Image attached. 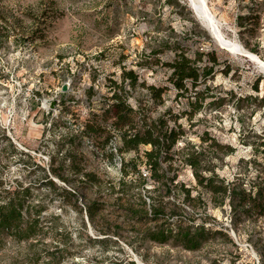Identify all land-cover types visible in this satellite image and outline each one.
Instances as JSON below:
<instances>
[{"label":"rangeland","instance_id":"obj_1","mask_svg":"<svg viewBox=\"0 0 264 264\" xmlns=\"http://www.w3.org/2000/svg\"><path fill=\"white\" fill-rule=\"evenodd\" d=\"M179 1L185 8L167 5L166 0H0L3 180L39 181L51 157L57 163L65 150L72 149L83 156L88 170L117 185L122 156L115 151V138L104 148L96 146L82 138L83 125L92 113H100L104 97L110 96L106 78L119 82L123 67L136 72L139 84L166 88L161 102L154 103L142 85L133 89L126 85L128 103L133 108L140 105L142 113L151 119L166 110L172 115L186 110L188 99L176 96L167 81L169 69L164 65L175 55L167 44L176 42L189 58L203 53L213 56L217 62L214 72L197 90L207 86L208 94L214 95L206 103L222 101L218 108L204 105L191 121L179 118L186 138L199 147V136L207 132L222 146V152L227 147L233 150L228 154L221 152V160H213L220 178L242 183L247 189L252 183L264 186V106L259 105L264 94V74L243 56L222 47L195 17L188 1ZM207 5L224 40L242 46L264 61V0H207ZM188 16L194 24L186 19ZM239 17L246 18L242 25L238 24ZM9 143L17 153L9 152ZM148 149L149 146L141 147L140 155ZM136 155L130 152L123 157L128 160ZM20 160H27L29 167L23 168ZM31 169L35 171L29 175ZM140 171L147 174L144 166ZM169 176H176L175 183L195 185L187 166L172 164ZM153 186L149 180L145 188ZM38 192L51 198L48 212L61 214L63 224L75 230L76 214L65 212L45 188ZM84 196L95 197L89 191ZM115 197L104 194L101 199L106 203L104 214L115 225V236L108 235L111 242L104 248H90L89 255L116 264L129 260L135 264H260L248 239L252 230H264V222L233 226L228 204L219 208L208 202L206 225L222 229L229 239L218 238L198 251L187 252L144 240L143 231L153 222L136 223L125 217L116 209ZM131 199L137 203L135 195ZM168 199L172 201L173 197L165 198ZM200 221L198 217L196 222ZM87 232L93 237H105L90 225ZM24 252L25 245L8 242L0 249V264H22Z\"/></svg>","mask_w":264,"mask_h":264},{"label":"trees","instance_id":"obj_2","mask_svg":"<svg viewBox=\"0 0 264 264\" xmlns=\"http://www.w3.org/2000/svg\"><path fill=\"white\" fill-rule=\"evenodd\" d=\"M166 4L185 8L179 0H166ZM186 19L195 23L190 16ZM245 19L239 17L238 24L242 25L241 21ZM167 48L175 52L173 60L164 64L169 69L167 81L176 96L188 99L187 109L180 115H172L166 110L156 119L148 118L140 105L136 109L128 103L126 85L132 89L142 85L135 71L121 68L119 82L106 78L110 96L104 97L100 113H92L84 123L81 136L101 148L115 138V151L122 156L117 185L88 170L83 156L72 149L65 150L57 163L51 157L47 169H42L44 174L39 181L23 178L6 182L0 174V249L8 242L25 245L22 264H116L110 259L88 254L90 248H104L110 243L108 235L115 236V225L104 214L106 203L101 201L104 194L116 195V209L130 220L153 222L143 231L144 240L187 252L198 251L218 238L229 239L222 229L206 225L208 202L219 208L228 204L233 226L242 222L255 225L264 222V186L252 183L247 189L242 183L220 178L215 173L213 160H221L222 146L203 132L198 147L186 138L184 129L178 124L181 117L191 121L204 105L214 108L222 105L220 100L206 103L208 98L214 97L208 94L207 86L204 90H197L214 72L216 60L210 53L189 58L179 50L176 42L168 43ZM202 56L206 57L204 62ZM200 61L202 64L198 63ZM142 86L148 90L154 103L161 102L166 88ZM89 89L93 90L92 87ZM259 105L264 106V94ZM169 121H173L172 125ZM70 140L73 143L74 135ZM145 146L149 149L140 155V148ZM8 147L10 153H17L11 143ZM224 149L223 154L233 151L229 147ZM130 152L137 155L126 160L123 155ZM20 161L23 168L29 167L27 160ZM174 163L191 169L195 185L175 183L176 176H169ZM33 165L35 169L39 168L37 164L30 166ZM141 166L146 168L147 174L140 171ZM149 180L154 185L152 189L145 188ZM40 188L48 190L65 212L76 214L78 225L75 230L63 224L61 214L48 212L51 198L41 195ZM193 190L197 191L196 195L192 194ZM87 191L95 197L86 198L84 193ZM203 194L207 196L206 200ZM131 195L136 196L137 203L132 202ZM170 196L172 201L165 200ZM198 217H201L200 222H196ZM88 225L105 237L88 234ZM259 228L250 232L248 240L258 254L260 264H264V230ZM46 238L50 239L49 242H45ZM125 264L135 262L129 260Z\"/></svg>","mask_w":264,"mask_h":264},{"label":"bare ground","instance_id":"obj_3","mask_svg":"<svg viewBox=\"0 0 264 264\" xmlns=\"http://www.w3.org/2000/svg\"><path fill=\"white\" fill-rule=\"evenodd\" d=\"M191 2L196 8V12L200 17L199 19L201 22L207 27L209 31H211L213 36L219 41L222 47L243 56L249 62L256 65L258 69L264 74V61L259 59L257 55L251 53L242 46L236 43L228 42L222 38L218 26L216 25L215 18L207 5V0H191Z\"/></svg>","mask_w":264,"mask_h":264},{"label":"water","instance_id":"obj_4","mask_svg":"<svg viewBox=\"0 0 264 264\" xmlns=\"http://www.w3.org/2000/svg\"><path fill=\"white\" fill-rule=\"evenodd\" d=\"M188 1V6L190 7V9L192 10V12L194 13V15H195V17L198 19V20H200L199 18V15L197 14V12H196V8L193 6V3L191 2V0H187ZM200 23L202 24V22L200 21ZM202 26L203 27H206L204 24H202ZM213 35V34H212ZM214 37V36H213ZM214 39H216L215 37H214ZM216 41H218L217 39H216ZM63 90L65 91V87L63 88Z\"/></svg>","mask_w":264,"mask_h":264}]
</instances>
